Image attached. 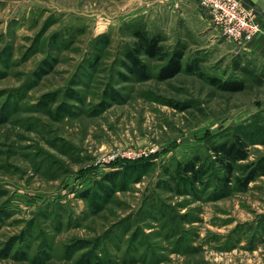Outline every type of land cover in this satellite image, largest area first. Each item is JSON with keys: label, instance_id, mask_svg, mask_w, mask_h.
<instances>
[{"label": "rangeland", "instance_id": "obj_1", "mask_svg": "<svg viewBox=\"0 0 264 264\" xmlns=\"http://www.w3.org/2000/svg\"><path fill=\"white\" fill-rule=\"evenodd\" d=\"M184 2L0 0V264H264V175L239 184L264 167V59ZM134 23L246 88L158 80L146 57L135 79ZM233 133L248 156L227 181L210 145Z\"/></svg>", "mask_w": 264, "mask_h": 264}, {"label": "trees", "instance_id": "obj_2", "mask_svg": "<svg viewBox=\"0 0 264 264\" xmlns=\"http://www.w3.org/2000/svg\"><path fill=\"white\" fill-rule=\"evenodd\" d=\"M131 35L134 40L131 45L122 50V67L137 80H146L151 76L148 66L143 58L164 61L155 73L158 80H166L174 77L181 71L188 74H197L208 84L216 89L227 92L241 91L246 88L245 82L241 78L222 79L215 75L205 74L198 69L197 62L192 60L183 65L184 46L179 44L173 47L170 53L164 50L161 45V36L149 34L142 25L134 23ZM231 140H224L210 145V151L224 167L226 180L230 181L231 174L236 162L245 160L248 156V138L241 133H233ZM197 160H188L182 164L181 172L184 180L194 184L202 182L205 174L203 165L197 166ZM257 175H264V167H255L244 175L239 184L245 187ZM226 187V184H223Z\"/></svg>", "mask_w": 264, "mask_h": 264}, {"label": "built area", "instance_id": "obj_3", "mask_svg": "<svg viewBox=\"0 0 264 264\" xmlns=\"http://www.w3.org/2000/svg\"><path fill=\"white\" fill-rule=\"evenodd\" d=\"M186 1V0H182ZM209 16L214 28L239 50L260 32L258 11L250 0H194Z\"/></svg>", "mask_w": 264, "mask_h": 264}, {"label": "crops", "instance_id": "obj_4", "mask_svg": "<svg viewBox=\"0 0 264 264\" xmlns=\"http://www.w3.org/2000/svg\"><path fill=\"white\" fill-rule=\"evenodd\" d=\"M250 2H252L255 5L258 11L257 21L260 26V32L256 34L255 37L249 42L245 50H239V49L237 50L238 52H240L239 53L240 55H244L247 58L264 59V0H250ZM180 7L184 10H187L188 12L196 7L199 8L201 11H203V9H201L194 0H186V2L180 5Z\"/></svg>", "mask_w": 264, "mask_h": 264}]
</instances>
